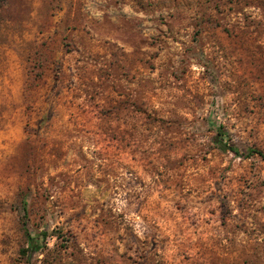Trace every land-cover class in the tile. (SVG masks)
Listing matches in <instances>:
<instances>
[{
  "label": "rangeland",
  "instance_id": "374dc122",
  "mask_svg": "<svg viewBox=\"0 0 264 264\" xmlns=\"http://www.w3.org/2000/svg\"><path fill=\"white\" fill-rule=\"evenodd\" d=\"M250 148L264 0L0 6V264H264Z\"/></svg>",
  "mask_w": 264,
  "mask_h": 264
},
{
  "label": "trees",
  "instance_id": "16d2710c",
  "mask_svg": "<svg viewBox=\"0 0 264 264\" xmlns=\"http://www.w3.org/2000/svg\"><path fill=\"white\" fill-rule=\"evenodd\" d=\"M7 0H0V6L3 5ZM216 144L219 146L220 149L227 151L230 150L234 152L235 154L239 155L240 150L237 146L231 144L226 136V133L219 129L217 133V137L215 139ZM253 152L258 153L260 156L264 158V152L261 150H254V149H249L248 154H251ZM24 214L23 216L26 218L27 217V204L24 203ZM23 229L24 233L26 234L27 237V246L21 249V253L26 255L27 258L29 259L34 253L38 252L44 247V241L43 238L45 236V233L41 234H34L30 231L28 224L26 221L23 222Z\"/></svg>",
  "mask_w": 264,
  "mask_h": 264
}]
</instances>
